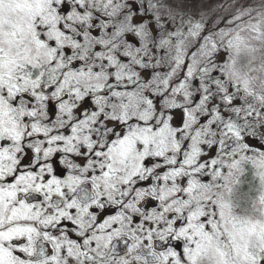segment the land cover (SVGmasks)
I'll return each mask as SVG.
<instances>
[{"label":"snow or ice","instance_id":"obj_1","mask_svg":"<svg viewBox=\"0 0 264 264\" xmlns=\"http://www.w3.org/2000/svg\"><path fill=\"white\" fill-rule=\"evenodd\" d=\"M0 264H264V0H0Z\"/></svg>","mask_w":264,"mask_h":264},{"label":"rangeland","instance_id":"obj_2","mask_svg":"<svg viewBox=\"0 0 264 264\" xmlns=\"http://www.w3.org/2000/svg\"><path fill=\"white\" fill-rule=\"evenodd\" d=\"M187 3H195L197 7L201 8L202 10L212 13L214 12L218 5L224 3L225 0H186Z\"/></svg>","mask_w":264,"mask_h":264}]
</instances>
